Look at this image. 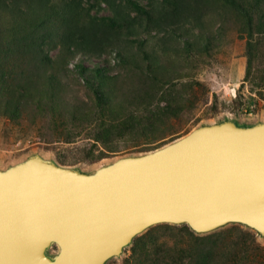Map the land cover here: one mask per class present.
<instances>
[{"label": "water", "instance_id": "95a60500", "mask_svg": "<svg viewBox=\"0 0 264 264\" xmlns=\"http://www.w3.org/2000/svg\"><path fill=\"white\" fill-rule=\"evenodd\" d=\"M163 223L264 238V120L197 125L90 172L36 152L0 168V264H105Z\"/></svg>", "mask_w": 264, "mask_h": 264}, {"label": "trees", "instance_id": "16d2710c", "mask_svg": "<svg viewBox=\"0 0 264 264\" xmlns=\"http://www.w3.org/2000/svg\"><path fill=\"white\" fill-rule=\"evenodd\" d=\"M143 1L0 0V115L12 120L48 116L54 127L68 123V128L62 127L66 130L54 135L64 142L74 141L78 135L72 128L92 126L93 141L101 145L94 156L97 160L106 155L105 150L116 151L112 144L116 138L132 134L156 138L154 130L163 122L159 117L176 115L183 105L175 94L168 100L158 96L157 82L167 69L164 62L156 54L144 52L141 42L139 50L147 64L132 67L120 63L125 55L118 50L115 57L124 67L120 79L119 72L110 75L108 66L83 65L85 58L110 54L117 35L138 34L135 29H142L143 21L147 27L166 28L167 22L171 25L192 7L188 0H162L161 11L155 8V0ZM220 1L240 16V29L247 30L248 55L260 51L257 36L264 40V0ZM103 10L110 13L101 15ZM131 12L135 14L131 16ZM103 61L109 64L107 59ZM70 63L75 70L71 80L66 74ZM250 68L248 63V73ZM143 75L146 78L139 81ZM126 76H136L132 79L133 84L137 82L134 89L121 85ZM78 87L86 91L85 99L78 95ZM70 122L78 125L70 128ZM247 241L196 245L181 250L186 256L176 258L159 250L151 236H135L131 247L143 264H246L252 255L245 248Z\"/></svg>", "mask_w": 264, "mask_h": 264}, {"label": "rangeland", "instance_id": "374dc122", "mask_svg": "<svg viewBox=\"0 0 264 264\" xmlns=\"http://www.w3.org/2000/svg\"><path fill=\"white\" fill-rule=\"evenodd\" d=\"M188 1L191 3V10H186L184 16L171 25L167 22L166 28L154 27L152 24L147 27L143 21L145 27L142 25V29H135L138 34L117 35L113 43L115 48L112 46L110 54L106 52L101 57L83 59L86 67L96 64L110 67V75L119 72L120 79L124 67L118 65L115 57L118 50L125 55L123 62L119 60L120 63H129L134 65L132 67L145 66L147 61L143 60V53L139 50L142 42L144 52L154 53L164 62L167 69L159 76L157 89L161 93L158 96L168 100L170 95L175 94L183 105L176 115L159 117L163 122L154 130L156 138L135 134L116 138L112 143L116 151L105 150L106 155L97 160L94 156L98 154L101 145L93 141L92 126L72 128L78 135L72 139L74 141L64 142L55 139L54 135L66 130L62 127L68 128V123L54 127L53 123H49L48 116H39L34 120L30 117L12 120L0 115V168L36 152L59 165L90 172L118 156L148 151L146 149L165 144L197 125L226 118L239 125H250L264 120L262 36H257L261 40L260 51H253L250 56L246 48L247 30L241 31V18L235 11L228 9L220 0ZM155 2H158L155 8L162 11V0ZM109 13L104 10L100 12L101 15ZM134 14L131 12V16ZM183 17L185 19H181ZM253 24L255 26L256 21ZM207 39L209 45H206ZM54 52L51 51V54ZM249 57L251 61L248 60ZM248 63L251 65L249 73ZM66 74L69 80L75 78L72 63L69 64ZM134 77L136 76L122 78L121 85L134 89L137 86V82L132 83ZM145 78L143 75L137 79L141 81ZM78 90L80 98L85 99L87 96L84 88L78 87ZM160 104L163 105L164 102L161 101ZM69 124L71 128L75 123ZM189 230L184 225L163 223L148 228L142 235L155 238L158 249L166 250L169 253L167 255L174 258L186 256L181 250L196 245L207 247L214 241L220 244L224 240L234 243L248 240L245 243L247 247H244L252 255L246 264H264V238L243 225L228 224L207 234H195ZM131 246L132 243L124 248L119 257L111 258L105 264H143L136 259L137 255ZM55 249L53 247L49 252H54ZM167 255L164 261L168 260Z\"/></svg>", "mask_w": 264, "mask_h": 264}]
</instances>
